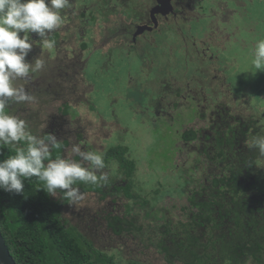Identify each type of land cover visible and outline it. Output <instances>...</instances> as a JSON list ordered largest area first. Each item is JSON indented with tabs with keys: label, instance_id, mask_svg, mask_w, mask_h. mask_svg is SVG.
<instances>
[{
	"label": "rangeland",
	"instance_id": "rangeland-1",
	"mask_svg": "<svg viewBox=\"0 0 264 264\" xmlns=\"http://www.w3.org/2000/svg\"><path fill=\"white\" fill-rule=\"evenodd\" d=\"M143 2L71 0V6L61 10L63 23L50 34L51 39L56 41L50 55L61 50L68 57L72 56L80 50L83 41L88 42L83 58L93 48L96 50L93 56L86 57L78 75L80 79L76 78V82L80 81V86H84L76 85L78 99L74 97L73 102L77 114L71 116L75 117L74 120H69L72 128L85 127V141L83 139L82 142L87 147L92 146L91 151L104 152L118 144L127 147L125 154L136 165L134 194L147 197L148 203H134L138 198L133 201L120 191L115 193L110 190L107 199L100 205L114 207L117 204L121 209L130 205L133 207L130 213L138 217L145 228L154 219L163 221L166 211L161 208L166 205H176L169 210L167 221L177 220L179 175L186 172L195 177L198 172V169L189 170L198 166L201 158L188 148L189 143L179 141L181 131L188 127L198 130L207 128V114L196 110L190 96L197 104L211 107L217 114L221 108H226L225 111H242L247 120L257 118L255 126H258V134L264 132V71L251 68L254 43L264 39V0H219V3L211 0L214 3L212 6L221 4L224 8L220 9V16H214V10H207L206 13L211 16L208 20L204 14L199 17L200 20L177 19L171 23V26L176 23L173 31L167 33L162 30V33L147 35V38L152 36L153 41L149 44L143 42V46L138 42L131 45L119 43L121 39L117 43L108 39V35L124 21L129 22L124 10L138 12L144 7ZM79 9L86 11L75 15ZM31 38L35 43L28 60L36 57L32 52L40 44L38 35L32 33ZM203 62H208L209 68L208 73L201 77L199 71L203 69ZM192 70L196 74L190 76ZM67 81L72 83L73 80ZM154 96L157 98L155 102L160 103L158 113L161 116L166 113L165 117L154 115V108H151ZM44 99L47 101H44L46 113L51 110V101L48 96ZM176 104L177 109L174 108ZM240 106L245 110H241ZM37 108L36 104L27 106L28 111L38 112L39 115ZM174 111L180 117L170 119L167 113ZM109 166L114 168V164ZM116 174L115 169L110 172L109 183L103 186L104 193ZM181 180H184L183 176ZM83 195L84 198L74 205L62 200L65 215L80 233L88 231L81 230L78 225L81 212H87L82 209L93 206L91 213L98 212L96 198L91 193ZM139 240L135 228L123 232L118 240L96 238L103 251L116 262L129 264L136 260L138 264H164L160 260L157 262L156 252L141 254L140 257L142 244ZM207 249L210 250V246Z\"/></svg>",
	"mask_w": 264,
	"mask_h": 264
},
{
	"label": "trees",
	"instance_id": "trees-1",
	"mask_svg": "<svg viewBox=\"0 0 264 264\" xmlns=\"http://www.w3.org/2000/svg\"><path fill=\"white\" fill-rule=\"evenodd\" d=\"M207 63H201V77L208 73ZM194 74L193 70L189 72L190 76ZM225 109L218 113L220 121L207 124L212 135L192 127L181 131L179 141L189 143L188 148L201 158L189 172H198L195 177L186 172L179 175L176 221L166 219L176 205L161 208L166 211L165 223L161 224L166 228V244H157L150 234L139 235L140 257L156 252L157 262L164 264H264V157L246 146L258 134V119L247 120L242 111ZM240 109L245 110L242 106ZM59 141L62 148L54 150L53 157L71 155V149L65 150L68 142ZM126 148L118 144L105 150V162L113 160L118 165L116 180L105 193L104 185L78 182L83 193L96 198V205L104 203L110 190L120 191L133 201L138 198L134 203H148L147 197L134 194L136 165L125 155ZM13 154V149L4 148L0 160ZM24 185L20 194L0 189V232L16 264H122L108 256L96 238L118 240L123 232H129L135 224L129 222L134 218L130 214L133 207L104 206L100 213L104 225L95 223L86 228L78 220L81 230L88 229L80 233L65 215L61 198L48 194L35 177L25 179ZM129 264L138 263L133 260Z\"/></svg>",
	"mask_w": 264,
	"mask_h": 264
},
{
	"label": "clouds",
	"instance_id": "clouds-1",
	"mask_svg": "<svg viewBox=\"0 0 264 264\" xmlns=\"http://www.w3.org/2000/svg\"><path fill=\"white\" fill-rule=\"evenodd\" d=\"M70 6L71 0H0V150L15 151L0 160V189L23 193L24 180L35 177L48 194L74 205L84 198L78 182L97 186L109 183V173L104 171L105 152L84 150L75 143L71 155L53 157V151L62 148L61 142L52 134H34L24 119L8 110L10 101L24 104L34 99L16 81L45 70L43 53L56 45L48 37L63 23L61 10ZM32 33L40 37L42 52L29 61L35 43ZM252 55L251 68L264 71V39L255 41ZM246 146L264 157V132L253 135Z\"/></svg>",
	"mask_w": 264,
	"mask_h": 264
},
{
	"label": "flooded vegetation",
	"instance_id": "flooded-vegetation-1",
	"mask_svg": "<svg viewBox=\"0 0 264 264\" xmlns=\"http://www.w3.org/2000/svg\"><path fill=\"white\" fill-rule=\"evenodd\" d=\"M163 1H165V4L161 8L158 5V0H144L145 3L144 2L143 3L145 5L140 10H137L138 12H134L132 10H124L126 15L129 16V22L124 21L123 24L120 27L116 28L113 32H111V34L108 35L107 38L111 39L113 42L116 43L121 39L119 43H131L132 45L138 42L140 46H143L144 44L147 43L149 44L151 40L153 41V37L149 36L147 38V35L156 34L157 32L162 33V30H165L167 33L173 31V29L176 28V23L173 26H171V23L173 21L176 22L177 19L184 21L192 20V19L200 20L199 17L203 14L206 17L210 16L209 13H206L207 10H214L215 13H212L214 16H220L221 11L224 10L221 4H219V6H215L216 8L212 6V4L214 3H212L211 0L209 2H206L205 0H200V1L199 0H168L169 4L167 3L166 0ZM203 1H205L206 3L202 4ZM215 1L216 3L217 2L219 3V0H215ZM84 11L86 10L79 9V11L75 15L83 13ZM197 11H199L200 13L197 14L198 13ZM87 43L88 42L83 41L80 50L69 57L67 54H65V51L56 50L52 56L50 55V51H45V53L43 54L45 59L47 60L45 70L41 73L32 74L28 80L21 79L16 81V83L19 85L23 84V86L32 94L34 99L31 102L24 104H17L11 101L9 102L10 107L8 110L11 111L13 114L20 116V118L24 119L28 123L30 130L34 134L45 136V133H48L54 135L57 138V140L67 141L68 145L65 146V150L71 149L72 145L75 143L80 144L84 150H91L92 148V146L87 147L83 143L85 141V135H86L85 127L80 128V126H78L79 129L72 128L71 127L72 122L69 120L70 118L74 120L75 119L74 116L77 114V112H74V108L76 107V105L73 101H75L74 97L78 99L77 96L78 91L76 90V85L79 86L80 81L76 82V78L80 79L78 75L81 74V69L85 65L84 62L86 60V57L96 51L93 48L94 51L93 50L92 51L90 50V52L88 51L89 53H87L86 57L83 58V50L85 49L87 50ZM83 44L85 45L84 49H82ZM39 45L40 44L36 45L32 52L33 54L36 55V57L39 56L42 52V49L40 48ZM94 54H92V56ZM32 60L33 59L29 61ZM67 80H71V81L73 80V81L72 83H67L68 82ZM210 85L211 87L213 86V84ZM46 96L50 97L51 102L49 104V108H51V110L45 113L44 110L47 109L44 105V101L45 103L47 101L44 98ZM190 98L193 101L192 104L195 105L196 110L199 111L200 114L201 113L203 115L205 113L207 114L206 115L207 124L212 122L214 125V122L221 120L220 115L217 114L213 110V108L211 107L205 108V106L203 105L200 106L199 104L196 103L193 97L190 96ZM156 100L157 98L156 96H154L153 101L151 103V108H154L153 111L154 115L159 117H165L166 113H164V116H161L158 113L160 103L155 102ZM35 104L38 105L37 109L40 110L39 115H37L38 112L36 113L35 111L27 110L28 105L34 106ZM174 108L177 109V104L174 106ZM72 115L74 116L71 117ZM167 115L170 119H173L177 116V111H174L172 113L168 112ZM178 115L179 116L177 117H180V114ZM251 119L255 121L257 118H251ZM256 121L258 122V120ZM213 125H211V127H213ZM206 129L207 128L203 130L204 131L203 133L212 135V132ZM125 155L129 157V155L127 154ZM109 164L110 165L114 164V168H111ZM106 165L107 167L105 168L104 171L113 172V169H115V172H117L118 165L116 162H113V160H109L106 163ZM62 200L64 199H60V201ZM99 204L100 202L98 203L97 214L91 213L92 212L91 209H93V206L92 207L87 206L82 209V210H86L88 213L82 211L81 219L79 220V222L82 223L86 228L95 224L97 220L99 221L96 224H100L101 226L104 225L101 223L102 220L100 219L101 208L103 206L101 207V205ZM104 206L107 208H113L110 205H109L110 207L107 205ZM117 209H121V208L118 207ZM133 216L134 218L129 222L135 223L131 226H133V228L137 230V232L141 237L143 235L150 234L152 235L153 240H155L157 244L159 243L161 246L166 244L164 242L165 236L163 235V231L166 228L161 226L162 223L163 224L165 223L164 220L162 222H158L156 219H154L153 221H151L150 224H148L145 228H143L142 224L139 222V218L136 217L135 215ZM141 239L142 238H140V240ZM101 240H108V238H102ZM110 240H116V239L111 238ZM129 247L131 249L130 245ZM174 264H176V262Z\"/></svg>",
	"mask_w": 264,
	"mask_h": 264
},
{
	"label": "water",
	"instance_id": "water-1",
	"mask_svg": "<svg viewBox=\"0 0 264 264\" xmlns=\"http://www.w3.org/2000/svg\"><path fill=\"white\" fill-rule=\"evenodd\" d=\"M166 1L168 3V0H166ZM164 4H165V1L158 0V5L160 8L163 7ZM210 18H211V16H208L207 20ZM0 264H16L15 261L13 260L12 256H11L10 252H9V249H8V247L4 241L3 236L1 235V232H0Z\"/></svg>",
	"mask_w": 264,
	"mask_h": 264
}]
</instances>
